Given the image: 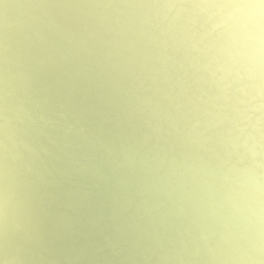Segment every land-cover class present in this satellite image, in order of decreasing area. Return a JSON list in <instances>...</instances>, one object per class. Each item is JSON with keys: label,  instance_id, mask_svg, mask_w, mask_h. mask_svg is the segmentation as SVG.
<instances>
[{"label": "clouds", "instance_id": "1", "mask_svg": "<svg viewBox=\"0 0 264 264\" xmlns=\"http://www.w3.org/2000/svg\"><path fill=\"white\" fill-rule=\"evenodd\" d=\"M93 198L105 259L264 264V0H0V264Z\"/></svg>", "mask_w": 264, "mask_h": 264}, {"label": "water", "instance_id": "2", "mask_svg": "<svg viewBox=\"0 0 264 264\" xmlns=\"http://www.w3.org/2000/svg\"><path fill=\"white\" fill-rule=\"evenodd\" d=\"M60 199L63 201L64 197L61 196ZM100 203L98 199L93 198L85 206L69 212L73 218V231L54 241L53 264H118L94 251L95 247L102 243V237L88 221ZM56 211L64 209L58 208Z\"/></svg>", "mask_w": 264, "mask_h": 264}]
</instances>
